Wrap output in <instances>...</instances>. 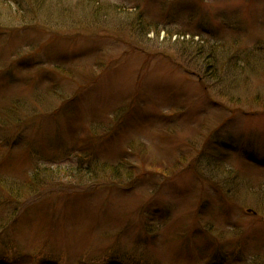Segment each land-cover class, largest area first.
<instances>
[{
    "label": "rangeland",
    "instance_id": "374dc122",
    "mask_svg": "<svg viewBox=\"0 0 264 264\" xmlns=\"http://www.w3.org/2000/svg\"><path fill=\"white\" fill-rule=\"evenodd\" d=\"M97 2L0 38V264H264V0Z\"/></svg>",
    "mask_w": 264,
    "mask_h": 264
},
{
    "label": "trees",
    "instance_id": "16d2710c",
    "mask_svg": "<svg viewBox=\"0 0 264 264\" xmlns=\"http://www.w3.org/2000/svg\"><path fill=\"white\" fill-rule=\"evenodd\" d=\"M77 3L78 8L80 11H93L94 14H98L103 7L99 6L97 0H0V38L4 37V35L9 36H16L21 33H26L28 31H32L34 34H42V35H49L51 37H55L54 40H64V39H73L78 36H74L70 38L66 36L65 38H61V36L55 32L53 29V23H51V18L54 15H58V18H66V17H74L76 13H79L76 10H72L73 4ZM87 14V12H86ZM68 15V16H67ZM80 15V13H79ZM77 19V18H76ZM141 22V21H140ZM142 24V22H141ZM185 43H192L196 46H199V43L195 42L194 39L186 41ZM209 55V54H208ZM206 55L204 57V62L206 64V71L211 73V68H209L213 64V59ZM213 71V70H212ZM213 73H215L213 71ZM229 122V121H225ZM28 125L25 123L24 126ZM229 145V144H228ZM227 144H222V147H228ZM215 148H219V145H215ZM230 147V146H229ZM220 150V149H218ZM224 150V149H222ZM127 160L122 162L120 165L117 166H108L104 164V171H109L114 175H118V179H114L113 182L118 184L120 188L123 185H127L132 187L137 180L139 179V170L137 166H131L128 164ZM126 167H130L128 170ZM153 167L148 165L145 169V175H149L153 172ZM50 172L51 170H44V172ZM159 173L158 171H155ZM81 173V172H80ZM142 173V172H140ZM61 175L68 176V175H78L74 171H62L60 172ZM37 177V176H36ZM83 177L80 175V182H83ZM88 176L85 175V178ZM35 178L30 180V183ZM93 181V179H92ZM125 183V184H124ZM10 194L18 193L19 190L15 188H10ZM41 194H38L40 196ZM37 197L33 196L32 198ZM11 204L8 201L6 204H3L5 208L9 207ZM18 212V208H15L13 211V221L15 219V215ZM7 218L1 219L0 218V233L7 230L9 227L13 226L14 222L8 221L9 214H4Z\"/></svg>",
    "mask_w": 264,
    "mask_h": 264
}]
</instances>
